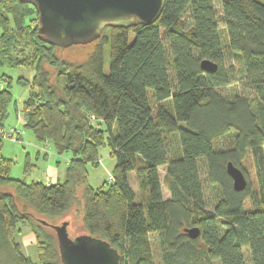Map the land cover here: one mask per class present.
<instances>
[{"label":"trees","instance_id":"obj_1","mask_svg":"<svg viewBox=\"0 0 264 264\" xmlns=\"http://www.w3.org/2000/svg\"><path fill=\"white\" fill-rule=\"evenodd\" d=\"M0 28V69L33 71L17 78L28 87L24 128L67 156L64 175L46 183L28 179V161L23 178L11 177L13 160L0 152V255L62 264L50 224L65 218L70 236L74 228L107 240L120 264H157L155 252L162 264H264V0H164L151 23L106 26L82 59L44 39L30 3L0 0ZM203 59L217 69H202ZM12 82L0 73L2 126L11 104L18 111ZM104 146L116 162L111 181L94 187L88 167L100 166ZM229 162L247 177L242 191ZM20 225L33 234L37 260L16 240Z\"/></svg>","mask_w":264,"mask_h":264},{"label":"water","instance_id":"obj_2","mask_svg":"<svg viewBox=\"0 0 264 264\" xmlns=\"http://www.w3.org/2000/svg\"><path fill=\"white\" fill-rule=\"evenodd\" d=\"M38 12L39 33L52 45L68 47L98 39L106 26L131 27L137 22L151 23L159 15L164 0H22ZM201 68L215 71L217 63L201 60ZM227 172L236 190L247 187L244 171L232 162ZM49 224L47 221H42ZM55 230L62 264H120L121 254L110 242L88 233L69 235L68 222L50 224ZM192 238L198 227L185 228Z\"/></svg>","mask_w":264,"mask_h":264},{"label":"rangeland","instance_id":"obj_3","mask_svg":"<svg viewBox=\"0 0 264 264\" xmlns=\"http://www.w3.org/2000/svg\"><path fill=\"white\" fill-rule=\"evenodd\" d=\"M216 7L218 10H220V4L216 1H214ZM1 33V28H0ZM130 40L133 38V33H130L129 35ZM94 43L89 44H77L70 46L68 48H61L59 51V54L61 56H64L65 58L70 59H82L87 56V53L93 49ZM106 70H108V56H106ZM0 73H7L8 75L12 76L13 82L11 91L13 93L14 100L17 102L18 111L14 110V105L11 104L10 110L11 114L10 117L5 121L4 126L6 129H9L11 127H16L21 131V138L17 139L14 137H3L2 145L0 152L13 160V164L11 166L10 170V176L13 178H23L25 176L24 169L26 166L27 161L32 164L31 170L28 174V179L35 178L36 180H43L46 183H52L54 182V178H52L51 175L48 173L44 174L45 166L48 162L53 163L56 165L57 159L61 160V163L58 164V169L60 171V176L64 175V169L66 165V159L67 156L63 155L60 156L56 154L54 151L52 145L48 142V144L45 146L43 142H40L36 139L34 133L28 129L24 128V119L23 114L21 112L22 105L24 100L26 99L28 95V87L21 86L17 82V78L19 76H26L28 78H31L33 76V71L29 70L24 67H2L0 69ZM239 87H241L240 83L236 81ZM232 90V89H231ZM240 90V89H238ZM234 91V88L233 90ZM14 103V102H13ZM15 136V135H12ZM264 151V146H263ZM108 146H104L100 148V154H101V164L98 168L88 167L89 170V181L94 187H98L104 183V181H111V171L112 168L115 165L116 160L110 156ZM47 154V158H45ZM246 174L248 175V179L251 182L252 186L254 187L255 184V175H254V168L252 164L251 159H247L246 162ZM166 165H162L159 168V175L160 179L162 181L165 172H166ZM205 176V168L203 165H201V177L204 181ZM129 181L133 189L135 191H138V183L137 178L135 175V172L129 173ZM162 190L164 196L169 195L168 189L162 184ZM207 190V189H206ZM208 205H210V198H209V190H207V198ZM65 217V216H64ZM74 224L75 220L73 217ZM65 218H62L58 221L53 222L54 224H61L63 221H65ZM46 221V220H45ZM78 226V225H77ZM22 228V232L17 235L16 240L20 243L21 250L25 255L30 256L32 259L37 260V247L35 245V242L33 240V234L26 225H20ZM72 229V236L74 237L81 233H76L74 228ZM80 230V227L78 228ZM4 253V252H3ZM4 254L0 255V262L2 264H13L10 263L9 256H3ZM155 259L157 264H162L161 259L157 252H155Z\"/></svg>","mask_w":264,"mask_h":264},{"label":"crops","instance_id":"obj_4","mask_svg":"<svg viewBox=\"0 0 264 264\" xmlns=\"http://www.w3.org/2000/svg\"><path fill=\"white\" fill-rule=\"evenodd\" d=\"M47 173L51 175L52 178H54V181H56V179L60 176V171L58 169V166L50 162H48L47 165L45 166V170H44L45 177L44 178H46Z\"/></svg>","mask_w":264,"mask_h":264},{"label":"built area","instance_id":"obj_5","mask_svg":"<svg viewBox=\"0 0 264 264\" xmlns=\"http://www.w3.org/2000/svg\"><path fill=\"white\" fill-rule=\"evenodd\" d=\"M17 128H9V129H6L5 126H2L0 125V135H3V137H7V136H11V137H16V136H12V135H16L17 134Z\"/></svg>","mask_w":264,"mask_h":264}]
</instances>
